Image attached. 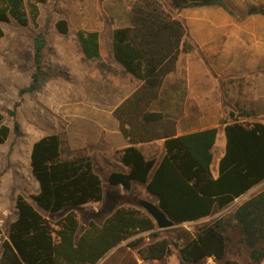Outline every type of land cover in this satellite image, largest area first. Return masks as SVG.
<instances>
[{
	"label": "trees",
	"instance_id": "trees-1",
	"mask_svg": "<svg viewBox=\"0 0 264 264\" xmlns=\"http://www.w3.org/2000/svg\"><path fill=\"white\" fill-rule=\"evenodd\" d=\"M47 1L0 0V46L4 38L1 23L13 19L23 26L31 22L37 25L40 5ZM223 1L171 3L181 11L224 6ZM250 13L264 14V9H252ZM56 28L67 34L70 24L61 19ZM46 36L43 30L34 38L32 81L19 90L20 97L37 92L50 80L42 64ZM77 36L83 55L91 61L99 59L101 34L80 30ZM195 51L206 61L198 45L190 40L184 20L162 0H133L128 25L113 31L114 59L140 86L113 112L120 132L130 143L116 156L129 171H113L108 181L127 192L135 185L143 186L174 221L176 239L161 237L155 221L137 205L118 207L101 225L90 221L80 234L81 223L75 211L52 221L20 195L16 200L17 218L2 244L0 264H98L114 248L143 233H148V238L131 240L127 246L151 264H202L208 258L220 264H240L228 259L235 237L254 262L264 261V190L235 211L195 225L194 231L182 226L212 215L216 208L224 209L264 181V123L235 121L224 127L226 149L215 177L214 147L219 128L177 136L176 120L155 109L166 78L177 71L180 57ZM19 106L16 103L15 110ZM2 119L0 114V147L10 135ZM19 127L16 121L15 129ZM156 140H165L166 155L159 163L147 159L136 147ZM65 150L60 134L40 138L31 150L32 175L39 183V192L32 200L50 214L104 199L102 178L93 158L70 151L64 156Z\"/></svg>",
	"mask_w": 264,
	"mask_h": 264
},
{
	"label": "rangeland",
	"instance_id": "rangeland-1",
	"mask_svg": "<svg viewBox=\"0 0 264 264\" xmlns=\"http://www.w3.org/2000/svg\"><path fill=\"white\" fill-rule=\"evenodd\" d=\"M162 1L172 9L171 0ZM132 2L48 0L40 5L37 25L31 22L23 26L13 19L1 23L4 38L0 46V114L3 116L1 124L10 128V135L0 147V254L3 241L8 238L10 224L16 218L15 204L20 195L52 221L61 219L69 211H75L79 215L81 228L85 223L88 224V214L94 209L95 204L90 203L50 214L41 210L32 200V195L38 192V184L32 175L29 148L42 136L60 134L65 141L64 156L69 151L73 155L79 152L92 155L104 186L105 199L98 205L103 213L106 210L110 213L121 205H137L139 198L156 202V198L144 187L135 185L130 193L118 197L114 203L118 193L113 195L112 191L117 188L108 181L112 171L97 164L92 151L96 150V146L104 145L105 140L91 112L110 108L112 103L118 102V96L114 101L112 99L113 92L118 89L114 84V74L119 73V70L110 61V35L113 28L128 25ZM61 19L70 24L67 34H61L56 28V23ZM43 30L47 32V45L43 51L42 64L50 80L37 92L20 97L19 90L32 81L34 38ZM80 30H93L101 34V60L85 59L77 36ZM196 61L191 60V63ZM18 102L20 106L15 110L14 106ZM12 111H15V115L11 114ZM102 120L106 121V118L103 116ZM16 121L20 124L19 130L15 129ZM97 160L100 163V159ZM96 219L102 221L103 218L100 215ZM184 227L194 231V225ZM159 231L163 238L176 239L174 228ZM140 237L148 238V233L136 235L124 242L98 264H141L142 259L137 250L127 246L131 240ZM228 259L240 264H264V261L254 262L247 248L238 243L236 237L231 244ZM202 264L220 263L207 259Z\"/></svg>",
	"mask_w": 264,
	"mask_h": 264
},
{
	"label": "crops",
	"instance_id": "crops-1",
	"mask_svg": "<svg viewBox=\"0 0 264 264\" xmlns=\"http://www.w3.org/2000/svg\"><path fill=\"white\" fill-rule=\"evenodd\" d=\"M223 4L224 6L189 7L181 11L172 7L171 10L184 20L190 40L198 45L206 61L198 51L183 54L178 62L177 71L166 78L162 97L155 107L157 111L176 120L177 136L219 128L214 147L213 173L215 177L218 175L219 161L226 149L224 127L235 121L264 123V14L250 13L252 9H264V0H224ZM116 28L118 27L112 29L110 35L109 55L110 61L119 70V73L114 74V84L118 89L113 92L112 97L114 101V98L118 96V102L112 103L110 108L91 112L95 117L93 121L103 131L105 140L104 145L96 146V150L92 151L95 153L97 164L102 168L112 172H128L129 168L118 160L116 153L129 147L130 143L120 132L119 123L113 112L136 91L140 82L127 73L114 59L113 31ZM188 56H191L190 59ZM102 58L101 51L100 58L97 60ZM198 58H200L199 61ZM85 59L88 60L86 57ZM191 60L197 61L191 63ZM103 116L106 121L102 120ZM35 142L29 148L30 162L31 150ZM136 147L147 159H155L158 163L166 155L165 140L138 144ZM97 158L100 159V163ZM37 184L39 192V183ZM114 187L117 190L112 191L113 195L118 193L114 197V203L118 197L130 193L122 186ZM262 190H264V181L235 199L224 209L216 208L212 215L198 221L186 222L182 226L204 224L222 217L235 211ZM101 203H94V209L89 210L88 223L94 221L101 225L120 207L111 210L110 213H108L109 210L103 213L98 207ZM105 213L107 215L103 216ZM42 215L46 217L44 213ZM100 215L103 218L102 221L96 219ZM87 226L86 223L83 228L80 226V234ZM122 245L123 243L116 248ZM114 250L115 248L102 260H105ZM208 260L214 262L213 258H208Z\"/></svg>",
	"mask_w": 264,
	"mask_h": 264
},
{
	"label": "water",
	"instance_id": "water-1",
	"mask_svg": "<svg viewBox=\"0 0 264 264\" xmlns=\"http://www.w3.org/2000/svg\"><path fill=\"white\" fill-rule=\"evenodd\" d=\"M137 206L143 209L156 223L158 230H166L174 228L176 225L158 204L146 199H139Z\"/></svg>",
	"mask_w": 264,
	"mask_h": 264
},
{
	"label": "built area",
	"instance_id": "built-area-1",
	"mask_svg": "<svg viewBox=\"0 0 264 264\" xmlns=\"http://www.w3.org/2000/svg\"><path fill=\"white\" fill-rule=\"evenodd\" d=\"M141 264H151V262H149V261H145V260H141Z\"/></svg>",
	"mask_w": 264,
	"mask_h": 264
}]
</instances>
